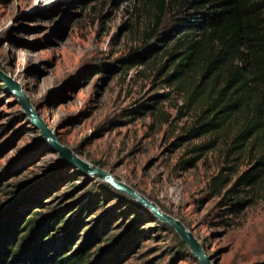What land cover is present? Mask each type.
I'll return each instance as SVG.
<instances>
[{
	"label": "rangeland",
	"instance_id": "1",
	"mask_svg": "<svg viewBox=\"0 0 264 264\" xmlns=\"http://www.w3.org/2000/svg\"><path fill=\"white\" fill-rule=\"evenodd\" d=\"M182 1L169 0L162 24L151 31L153 0H0V71L20 85L61 145L180 221L211 262L264 264V174L247 195L249 202L230 214L221 196L253 165L251 157L232 161L220 141L188 167L183 162L194 157L191 149L208 138L175 146L196 113L184 108L174 87L162 84L172 62L157 40L181 16ZM156 45L161 48L142 64L121 65L120 59ZM145 102L155 105L140 109ZM221 171L229 183L212 197L211 179ZM31 186V200L16 211L62 215L49 232L53 250L62 246V228L80 215L64 254L91 232L97 238L90 260L104 247L110 258L115 239L132 227L133 246L120 251L123 258L114 264H198L188 249L178 251L174 231L147 209L61 161L3 86L0 205Z\"/></svg>",
	"mask_w": 264,
	"mask_h": 264
},
{
	"label": "trees",
	"instance_id": "2",
	"mask_svg": "<svg viewBox=\"0 0 264 264\" xmlns=\"http://www.w3.org/2000/svg\"><path fill=\"white\" fill-rule=\"evenodd\" d=\"M169 7V0H153L151 31L162 24ZM180 12L181 16L157 40L165 45L163 54L172 62L162 84L174 87L182 94L184 108L196 113L193 125L176 138L175 146L183 140L208 138L191 149L194 157L183 162L188 167L220 141L226 143V157L232 161L251 157L253 165L222 196L229 180L222 171L211 179V196H221L220 205L237 214L264 174V0H183ZM157 48L161 45L119 61L125 68L140 65ZM159 98L166 99V95ZM154 105L145 102L139 108L146 110ZM34 190L31 186L17 192L0 205V264H114L123 258L120 251L126 253L128 245L133 246L130 227L115 239L117 250L110 258L104 256L109 249L104 247L90 260L89 247L97 238L91 232L75 250L64 254L63 250L71 249L79 215L62 228V246L53 250L49 232L54 231L55 224H61L62 215H41L28 208L16 211L17 206L31 200ZM138 218L135 214L134 220ZM106 226L103 222L100 232ZM176 241L179 252L187 250L178 236Z\"/></svg>",
	"mask_w": 264,
	"mask_h": 264
},
{
	"label": "water",
	"instance_id": "3",
	"mask_svg": "<svg viewBox=\"0 0 264 264\" xmlns=\"http://www.w3.org/2000/svg\"><path fill=\"white\" fill-rule=\"evenodd\" d=\"M0 83L4 86L7 92L15 98L23 115L29 123L39 131L41 137L49 143L50 148L54 153L58 154L61 161L68 166L74 167L82 175L102 181L115 191L147 209L155 219L174 231L191 255L197 260L198 264H214L211 262V259L206 256L198 240L180 221L161 212L155 204L148 201L132 188L116 181L102 169L81 160L71 149L61 145L53 131L48 129L45 123L39 118L28 98L24 95L20 85L2 71H0Z\"/></svg>",
	"mask_w": 264,
	"mask_h": 264
},
{
	"label": "bare ground",
	"instance_id": "4",
	"mask_svg": "<svg viewBox=\"0 0 264 264\" xmlns=\"http://www.w3.org/2000/svg\"><path fill=\"white\" fill-rule=\"evenodd\" d=\"M11 77V76H10ZM12 78V77H11ZM13 79V78H12Z\"/></svg>",
	"mask_w": 264,
	"mask_h": 264
}]
</instances>
